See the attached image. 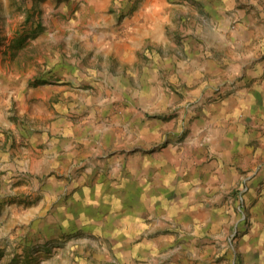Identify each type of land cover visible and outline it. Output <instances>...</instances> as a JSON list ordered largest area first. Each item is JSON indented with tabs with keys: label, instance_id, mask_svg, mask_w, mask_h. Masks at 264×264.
Wrapping results in <instances>:
<instances>
[{
	"label": "rangeland",
	"instance_id": "rangeland-1",
	"mask_svg": "<svg viewBox=\"0 0 264 264\" xmlns=\"http://www.w3.org/2000/svg\"><path fill=\"white\" fill-rule=\"evenodd\" d=\"M207 52L228 65L200 88ZM252 86L262 102L222 113ZM68 128L90 148L66 155ZM104 178L146 182L142 224L106 236L77 203ZM128 261L264 264V0H0V264Z\"/></svg>",
	"mask_w": 264,
	"mask_h": 264
},
{
	"label": "crops",
	"instance_id": "crops-1",
	"mask_svg": "<svg viewBox=\"0 0 264 264\" xmlns=\"http://www.w3.org/2000/svg\"><path fill=\"white\" fill-rule=\"evenodd\" d=\"M137 26H139V22H138ZM149 26H151V25H149ZM253 28H254V26H250V25L249 26H242L241 33H240V41L249 42V40H252L253 33H254ZM135 31L136 30L129 32L130 35L128 37L120 38L115 42V48L119 54L127 53V54H132L134 56L135 49H136L137 45L140 44V42H141V38L136 35ZM148 36L152 37V39L158 40L159 42L162 41L164 44L166 42V40L163 37H160V36L158 37V34H156V33L145 35V37H148ZM207 54L211 55L210 57L208 56L209 59H206L207 62L206 61L202 62V63L196 62L200 66V68L197 71L196 78L191 77L187 80L188 82H193L195 84H198L200 88H201L202 84L200 85L199 83H202L203 79L199 78V76H201V75L204 76L205 73H207L209 75H217L220 73H225V72H221V71H223V67H226L228 65L227 60L225 58L215 57L210 52H207ZM162 68H163V66L161 64L157 63V65H155V67L150 69V71L152 72V74H150V79L152 81L156 80V77H157L156 73L160 72L162 70ZM201 70H202V72H201ZM208 72H210V73H208ZM249 73H250L249 74L250 76L254 74L252 71ZM209 79L211 80V82L205 81V83H203V87L206 83L207 84L212 83V78L209 77ZM151 88H152L151 91L155 90L154 87H151ZM253 88H254V86H252V88L244 89V91L241 90L243 92L241 94H239L241 98H238V100H236V98H233L232 94L225 97L224 101H222V102H228V103L225 106L226 107L225 110H222V113L229 114L228 116L231 115L230 117H232V115H235V119H238V116L241 115V109H242L241 105H240L241 102H262V100L261 99L259 100V98H257L254 95L253 91H251ZM152 93L153 92L149 93V98H150L149 101L150 102L154 101V99H156L155 94H152ZM231 108L233 109L232 112L226 111V110L231 109ZM68 129H69V132H67L68 137H66V140H63V142H64V144H66V142L68 141L69 145H63L62 146V148H65L66 150L69 149V152H67L66 155H70V153H72V152H70L71 149H73L74 152H79L78 149H74V146H80L84 149L90 148L89 146H91L92 141H93L92 136L81 137V136H79L80 134L79 135L75 134L76 132L72 131V128H68ZM73 142H75V144H73ZM219 146H222V144ZM59 160L62 161V159H59ZM147 163L150 164L149 160H147ZM165 164L163 163V165H165ZM159 165H161V164H159ZM222 167L223 166H220V169ZM105 179L106 178L102 179V182H94L93 183L94 184L93 190L90 187H83L85 194H83L84 191H81V193H80L83 195H79L78 193H76L77 194V200H76L77 203L82 205L83 210H85V211L94 210V212L99 214V217L101 219L99 221H96V222H97V225L99 224L103 227L102 232L106 236L109 235V233H110L108 231L107 225L109 224L111 228L114 227V225L117 224L116 218L120 219V221H122L124 219L137 221V222L140 221V224H142L141 222H143V221H141V220L146 219L147 216H146V214H140L139 212H137L136 203H138L139 201H145L147 196L146 195L145 196L144 195H142V196L136 195L135 189H136V187H138V188L143 187L146 182L145 181H138L135 179H134V181H129V183H128V185H126V187L129 190L130 189L133 190L132 193H129V192H127V190H125V188L122 185L118 184V182H115V184H113V182L110 183L109 180L105 181ZM163 181H164V184L167 185V176L164 177ZM83 184H84L83 182L79 183V185L81 187L83 186ZM129 204H131V206ZM115 229L116 230L118 229V233H116V234L118 236L120 235L122 237L119 236L118 238H112L111 242L113 243V246L118 247V250L124 248L125 246L128 247L129 240L124 239L125 238L124 236H126V234H129L128 232H129L130 228L129 229L124 228V225H123L121 228H118V226H117ZM121 244L123 245V247L119 248V245H121ZM257 247H255L254 250H256ZM129 248H130V246H129ZM116 250H117V248H116ZM260 251L263 252L262 250H259V253H261ZM126 253L129 254V250H127ZM128 264H136V263L135 262L130 263V261H128Z\"/></svg>",
	"mask_w": 264,
	"mask_h": 264
}]
</instances>
